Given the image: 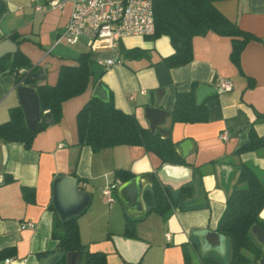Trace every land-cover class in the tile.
Masks as SVG:
<instances>
[{
	"label": "crops",
	"instance_id": "obj_1",
	"mask_svg": "<svg viewBox=\"0 0 264 264\" xmlns=\"http://www.w3.org/2000/svg\"><path fill=\"white\" fill-rule=\"evenodd\" d=\"M50 1L0 0V57L18 51L30 65L44 71V79L36 86H53L61 66L76 65L81 53L90 52L93 77L83 94L62 104L60 122L38 132L30 149L0 141V252L13 250L0 264L5 260L8 264H40L39 256L57 251V242L51 239L54 213L59 218L54 185L66 177L76 179L78 189L89 195L86 207L76 216L80 242L90 253L104 254L107 264H186V260L199 264L202 257L226 255L227 240L218 244L209 239L206 243V233L218 234L226 200L238 187L239 164L264 172V152L235 153L247 142L250 130L264 137L263 43L250 41L236 66L230 60L231 39L208 33L193 39L189 64L167 69L160 62L173 52L167 37L144 38L150 40L146 43L140 37H129L117 44L121 63L106 68L103 63L113 58L107 43L76 51L77 45L60 39L72 0H58L61 8H50ZM37 5L41 6L39 12ZM214 5L242 31L264 38V0H219ZM132 50H141L143 55L129 54ZM97 79L114 106L133 115L145 128H149L146 107L158 104L170 112L176 93L189 91L191 83L198 84L196 91L201 86L211 88L203 99L207 123L172 125L167 117L159 127L160 134L170 136L176 144L186 165H163L155 154L139 146H117L96 153L79 147L76 117L93 96ZM219 80L231 82L232 90L215 91ZM16 88L14 75L0 76V123L8 120L10 109L21 107ZM223 134L226 140L220 138ZM117 170L139 178L141 192L123 202L119 189L126 182L118 180L121 184L112 194L113 202L107 204L102 190L117 181ZM5 174L13 181L4 183ZM153 177L172 193L191 187L192 196L182 209H173L163 217L153 213L145 217L148 207L143 194L151 188ZM23 188L33 190L32 203L24 201ZM64 207L69 212L71 207ZM126 216L138 221L133 239L122 235ZM259 218L264 225V209ZM26 223L34 228L21 229Z\"/></svg>",
	"mask_w": 264,
	"mask_h": 264
},
{
	"label": "trees",
	"instance_id": "obj_2",
	"mask_svg": "<svg viewBox=\"0 0 264 264\" xmlns=\"http://www.w3.org/2000/svg\"><path fill=\"white\" fill-rule=\"evenodd\" d=\"M219 0H154L153 15L155 32L151 40L167 37L173 49L172 54L160 58L167 69H175L189 64L192 59V41L195 37L214 33L231 39V62L238 66L241 52L250 41H261L254 35L242 31L237 24L229 21L215 7ZM129 54L143 55L141 50H132ZM76 65L61 66L55 85L36 86L39 107L42 114L48 113L53 118V124H58L62 118L61 106L67 100L83 94L93 77L91 53L83 52L75 60ZM20 70L26 73L19 74ZM39 67L32 66L26 58L16 51L0 57V76L14 75L17 87L22 85L30 74L37 73ZM99 79V78H98ZM98 79L93 82L96 86ZM251 84H249L250 86ZM198 84L193 82L187 92H177L173 109L170 113L171 124H204L209 120L206 102H196ZM78 146L88 147L93 153L102 149L117 146H139L145 151L155 154L161 163L168 165H186L176 150V144L170 136L152 133L149 128L139 124L130 114L117 109L109 95L108 101H100L91 97L76 117ZM27 129L21 107L10 109L8 120L0 123V141L3 143H19L25 149H30L38 132ZM264 152V137H258L252 130L248 140L235 153ZM133 175L124 170L115 172V179L127 182ZM13 178L5 174L4 183H10ZM238 187L229 194L225 209L218 222L217 233L228 241L229 263L250 264L264 260L262 249L252 238L251 228L259 225L260 214L264 209V183L258 173L245 163L239 164L237 179ZM191 187H183L172 193L153 177L151 188L144 192L143 200L148 207L145 215H168L173 209H182L183 202L192 196ZM22 196L26 203L34 200L33 190L23 188ZM136 220L125 217L123 236L136 237ZM51 239L57 242V250L67 253H80L82 264H107L106 256L102 253H90L82 245L79 237L77 218L61 221L54 213ZM13 250L0 252V261L10 257ZM59 264H66L65 257ZM188 264V260H186ZM199 264H221L212 257H202Z\"/></svg>",
	"mask_w": 264,
	"mask_h": 264
},
{
	"label": "built area",
	"instance_id": "obj_3",
	"mask_svg": "<svg viewBox=\"0 0 264 264\" xmlns=\"http://www.w3.org/2000/svg\"><path fill=\"white\" fill-rule=\"evenodd\" d=\"M154 0H72V11L69 21L61 31L60 39L68 45L83 44L92 50L99 43H107L113 58L106 60V68L121 63L117 52V44L123 38L151 37L155 32ZM50 8H61L58 0L47 4ZM39 12L41 6H35ZM26 73L20 70L19 74ZM233 85L228 80H219L216 85L218 93L231 91ZM221 139L226 140L223 134ZM121 183L117 180L102 190V196L107 204L113 202L112 194ZM34 225L26 223L21 229H33ZM166 237H169L168 235ZM9 260H5L8 264Z\"/></svg>",
	"mask_w": 264,
	"mask_h": 264
},
{
	"label": "water",
	"instance_id": "obj_4",
	"mask_svg": "<svg viewBox=\"0 0 264 264\" xmlns=\"http://www.w3.org/2000/svg\"><path fill=\"white\" fill-rule=\"evenodd\" d=\"M44 77V71L40 70L37 73L27 76L22 85L16 88V91L21 99V109L23 111L25 124L27 129L30 131H36L54 123L52 116L48 113L43 115L39 107V100L36 93V83L43 80ZM210 91L213 90H211L208 86H201L195 93L196 102L201 103ZM157 96L159 101V92ZM92 97L98 98L100 101H108L107 92L100 83H98L94 88ZM145 114L147 120L149 121V129L152 133H160L161 130L159 127L165 122L167 117H170V113L159 108L158 104L153 107H146ZM54 189L56 207L61 221L76 217L88 203L89 195L78 189L76 179L68 177L58 179L55 182ZM140 192L141 188L139 186V178L135 177L121 186L119 189V196L123 202L127 203V197L129 198L134 194H137L139 197ZM64 204L71 207L69 212H65L66 207H64ZM251 233L259 244L264 245V229L258 225H253ZM223 238L224 237L220 234L213 232L206 233V243H209L210 239L216 240V242L220 244L221 239ZM63 257L66 259V264H82V255L80 253L64 254L59 250L41 255L39 256V260L40 264H59ZM259 264H264V260H260Z\"/></svg>",
	"mask_w": 264,
	"mask_h": 264
},
{
	"label": "rangeland",
	"instance_id": "obj_5",
	"mask_svg": "<svg viewBox=\"0 0 264 264\" xmlns=\"http://www.w3.org/2000/svg\"><path fill=\"white\" fill-rule=\"evenodd\" d=\"M141 40H143V42H148L150 40L144 39L143 37H140ZM83 44H79L76 47H74V50L78 51L81 50L83 48ZM261 152V151H260ZM249 166V165H248ZM250 168H252L251 166H249ZM253 169V168H252ZM254 170V169H253ZM258 173L260 179L264 182V172H261L260 170H254ZM228 242V241H227ZM228 244V243H227ZM228 248V245H227ZM221 264H228L229 263V248L227 249V254L226 255H221L216 258Z\"/></svg>",
	"mask_w": 264,
	"mask_h": 264
}]
</instances>
